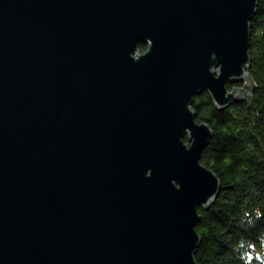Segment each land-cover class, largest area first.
<instances>
[{
	"label": "water",
	"instance_id": "1",
	"mask_svg": "<svg viewBox=\"0 0 264 264\" xmlns=\"http://www.w3.org/2000/svg\"><path fill=\"white\" fill-rule=\"evenodd\" d=\"M257 4L0 0V264H199L192 102L250 103Z\"/></svg>",
	"mask_w": 264,
	"mask_h": 264
},
{
	"label": "trees",
	"instance_id": "2",
	"mask_svg": "<svg viewBox=\"0 0 264 264\" xmlns=\"http://www.w3.org/2000/svg\"><path fill=\"white\" fill-rule=\"evenodd\" d=\"M250 23L247 69L256 82L250 103L239 99L219 107L207 89L195 94L192 102L198 120L213 127L201 161L221 180L211 205H199V264H264V0H258Z\"/></svg>",
	"mask_w": 264,
	"mask_h": 264
},
{
	"label": "flooded vegetation",
	"instance_id": "3",
	"mask_svg": "<svg viewBox=\"0 0 264 264\" xmlns=\"http://www.w3.org/2000/svg\"><path fill=\"white\" fill-rule=\"evenodd\" d=\"M140 43H141V45H142L143 47L140 48V46H139V48L142 49V50H145V49L147 48V45H148L147 42H145V41H141ZM140 43H139V45H140Z\"/></svg>",
	"mask_w": 264,
	"mask_h": 264
}]
</instances>
